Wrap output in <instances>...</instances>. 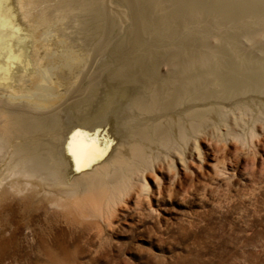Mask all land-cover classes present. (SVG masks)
<instances>
[{"label": "rangeland", "instance_id": "rangeland-1", "mask_svg": "<svg viewBox=\"0 0 264 264\" xmlns=\"http://www.w3.org/2000/svg\"><path fill=\"white\" fill-rule=\"evenodd\" d=\"M184 4L20 0L18 11L50 20L80 55L43 107L65 106L79 127L101 124L106 139L90 163L110 197L76 223L54 208L1 209L11 243L0 264H264V91L240 75L264 63V34L247 14ZM13 21L8 39L26 52L25 26ZM7 74L2 92L13 94L18 80Z\"/></svg>", "mask_w": 264, "mask_h": 264}, {"label": "bare ground", "instance_id": "bare-ground-1", "mask_svg": "<svg viewBox=\"0 0 264 264\" xmlns=\"http://www.w3.org/2000/svg\"><path fill=\"white\" fill-rule=\"evenodd\" d=\"M200 1L201 0H184V5L198 15H200V11L204 10L207 12L209 10H217V12L220 13L221 11L223 14L227 15L231 13L235 14L234 12L247 14L260 23L261 28L259 31L264 34V13L261 12L264 11V0H218L217 2L212 1L213 3H205V5ZM19 2L20 0H0V14L4 17L6 29L4 33L5 41L3 44V52L2 55H0V68H2V71H0V102L4 103L3 106L0 105V210L10 208V210L13 211L12 209L15 207L17 211L21 212L25 211L26 208H39L41 211H44L46 208H54L57 214L62 216V218L64 217L67 222L76 223L80 219H87V216L90 214L97 213L99 203H105L106 200L104 199L109 196L104 189L108 184L104 186L102 181L103 177H100L102 174L99 175L98 171L96 172L94 169V166H97V162L96 165L93 166H91L90 163L91 155L97 153L96 150H100L106 136L102 127H100V123H93L91 120H86L83 127L76 126L69 120L65 106L59 108L56 106V102V108L44 110L43 106L47 105L48 102L55 97L56 91L61 85V77L71 74L79 63L80 55L74 47H70V44L68 46V42L66 43L63 41V35L60 36L59 34L60 32L63 34L61 27V31L57 32L55 27L50 24V20L45 22L40 21L39 18H37V11H31V9L18 11V7L21 6ZM260 3L261 5L263 4L262 8ZM10 20H19L21 22L18 23L25 26V31L29 37V46H27L26 52L22 51L24 49H21V46L17 45L18 42H16V40L8 39L10 37H8L7 25L10 24ZM9 29L12 30L13 27ZM64 36L66 37L67 35L64 34ZM260 49L264 54V45H260ZM11 63H16L17 69L19 70L14 76L11 72L15 71L14 68L9 69ZM8 71L11 77H16L18 80V85H15V87L12 86L14 89L11 87V90L13 89V94H9L11 91L8 90L9 93L2 92L4 91L2 86L6 84L3 81L4 78H7L5 76L8 75ZM245 72L246 71L243 70L240 71V75L243 74L245 79H249V76L257 79V83L259 81L260 87L263 88L262 90L264 91V63L261 64V66H252L249 72ZM255 79L254 81L251 79V83L253 82L254 84ZM244 86H246V84ZM139 97L140 96L135 95L132 100L129 99L135 109H140L139 107L143 106L144 101H140ZM4 98L15 100L16 102L7 101L5 103ZM51 105L48 106L50 107ZM12 106H18V109H21V111L27 109V111L30 110L31 113H43V115L39 117L20 114L17 113L19 110H16V112L12 109ZM47 111L49 112L45 113ZM194 121L196 120L194 119ZM175 127L176 126H174V128ZM77 132L83 133L84 135L75 136L74 134ZM38 134L42 135L39 136ZM162 134L163 132L161 135ZM74 151L76 152L75 156L73 155ZM106 158L108 157L106 156ZM92 164H94V162ZM115 180V182H117L116 177ZM112 189L115 190L114 187ZM9 243H11L10 237H8L7 234H2L0 230V252L4 251V248Z\"/></svg>", "mask_w": 264, "mask_h": 264}, {"label": "snow or ice", "instance_id": "snow-or-ice-1", "mask_svg": "<svg viewBox=\"0 0 264 264\" xmlns=\"http://www.w3.org/2000/svg\"><path fill=\"white\" fill-rule=\"evenodd\" d=\"M5 30L6 29H5L4 17H3L2 14H0V55H2V52H3V44H4V41H5V36H4ZM0 71H2V68H0ZM74 135L75 136H83L84 134L80 133V132H77ZM73 155L74 156L76 155L75 151L73 152Z\"/></svg>", "mask_w": 264, "mask_h": 264}]
</instances>
